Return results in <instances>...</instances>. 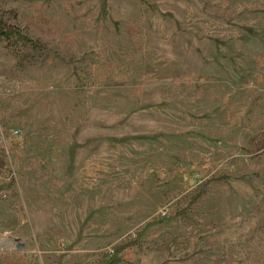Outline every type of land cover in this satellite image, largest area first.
Listing matches in <instances>:
<instances>
[{
	"label": "rangeland",
	"instance_id": "obj_1",
	"mask_svg": "<svg viewBox=\"0 0 264 264\" xmlns=\"http://www.w3.org/2000/svg\"><path fill=\"white\" fill-rule=\"evenodd\" d=\"M0 264H264V0H0Z\"/></svg>",
	"mask_w": 264,
	"mask_h": 264
},
{
	"label": "trees",
	"instance_id": "obj_2",
	"mask_svg": "<svg viewBox=\"0 0 264 264\" xmlns=\"http://www.w3.org/2000/svg\"><path fill=\"white\" fill-rule=\"evenodd\" d=\"M3 36H4V34H3Z\"/></svg>",
	"mask_w": 264,
	"mask_h": 264
}]
</instances>
